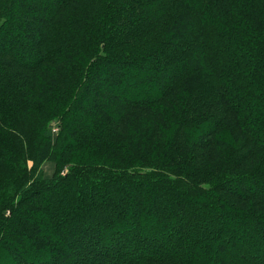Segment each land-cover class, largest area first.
Returning <instances> with one entry per match:
<instances>
[{
  "label": "trees",
  "instance_id": "obj_1",
  "mask_svg": "<svg viewBox=\"0 0 264 264\" xmlns=\"http://www.w3.org/2000/svg\"><path fill=\"white\" fill-rule=\"evenodd\" d=\"M108 1L107 6L106 0H26L24 6L19 8L20 0H0V32L5 33L4 39L8 35L15 37V46L11 50L0 51V106L4 100L7 102L5 112L0 108V255L2 250L11 248V242L21 243L27 234L30 236L29 231L36 230L32 217L41 216L39 218L42 221L49 219L42 204L45 194L50 195L53 206L50 210L53 217L50 218L59 222L58 225L49 226L58 229L66 237L72 232L68 223L73 226L78 223L79 218L88 214V217L95 216L102 196L99 193V189L103 188L101 186H105L107 192L108 189L120 187L126 190L136 186L139 189L138 196L141 197L146 194V185L149 186L144 180L149 181L148 178L151 177L154 190L159 192L164 187L170 192L168 201L174 204L171 208L178 206L177 211L160 214L159 207L155 206L153 216L156 221L151 226L147 224L148 214L145 217L142 212L138 223L145 222L149 229L144 228L139 232L140 226H135L128 238L134 241L126 247L124 239L117 235L118 229L106 230L101 236L103 246L99 244L96 249L108 253L90 264H214L217 259H221L222 264H264L263 209L260 210L262 214H258L222 208V215L238 212L244 226L250 228L255 225L258 229L230 235L228 228L220 223L218 232L205 233L201 239L194 241L193 256H186L177 248L181 243L184 245L186 238L193 236V224L198 216L204 215L202 224L216 220L213 212L204 214L200 203L210 198L209 206L213 209L214 201L234 204L229 196L237 195L235 190L240 188L235 185L237 182L255 185L253 196L250 195L248 199L256 198L258 201L257 204L248 202V207L255 206L256 210L264 207V194L257 193V188H264V171L257 170L260 166L264 167V156L260 155V152L264 154V134H259L258 137L254 134L245 135L242 128L245 120L242 109L253 105L254 101L250 98L253 92L261 97V102L255 107L264 113V74L255 82V76L246 74L239 66L233 68L231 65V52L236 50L239 61L249 60L254 69L264 73V0H252L254 5L249 0L250 8H244V22L240 25L244 36L241 39L226 35L229 24L222 18L216 5L206 14L200 7V0H196V8L191 12L181 13L179 19L168 15L170 21L176 19L178 27H169L167 30L163 43L166 59L161 63L156 62L149 76L163 63L170 66V81L160 87L149 83V79L139 82L124 94H111L98 106H92L90 114L81 116V102L89 96L88 90L100 81L102 64L103 67L107 65L110 73L113 67H123L125 71L120 74L119 79L127 83L125 78L128 69L139 65L143 71L145 62L153 55L147 53L137 57L127 56L130 59H126L120 58L121 52H116V48L121 49L133 36L131 28L124 29L128 16L132 17L141 10L142 3L146 4L151 0H138L135 10L116 9L113 6L115 2L116 6L122 3L118 0ZM12 2L15 3L13 9L17 8L13 14L10 9ZM102 3L107 8L101 6ZM159 7L161 6L157 8ZM227 8L230 11L231 4ZM155 11L150 20L155 15L162 14L159 9ZM104 13L111 15L109 18L112 22L122 25L114 27L112 36L110 34L105 38L106 41L99 44ZM201 15L204 16L203 19ZM7 18L11 19L7 21ZM17 24L21 25L20 35L12 27L18 26ZM106 27L107 24L104 23L105 35ZM177 41L181 42L178 49L173 47ZM63 67L65 69L62 72L60 69ZM110 73L108 76L112 79L114 74ZM62 78L63 81L59 82ZM229 78V83H225ZM233 85L238 89L231 93L229 89ZM236 91H243V94L236 95ZM80 93L82 99L78 97ZM168 97L173 98V109L182 108L181 120H184V125L174 129V124L164 122L157 126L150 122L144 126L146 130L139 128L136 132H131L125 141L116 140L115 135L126 129L124 127L132 110L155 107L158 103L169 100ZM187 111H190L189 115H185ZM234 111L238 112V116H234ZM63 112L66 121L62 122L66 123L60 127V132L65 131L61 145L60 140L53 138L49 121L56 116H63ZM105 116L112 119L106 122ZM113 120L123 122L122 126L125 124L124 129L120 126L122 132L113 125ZM262 128L264 129V124ZM168 130L174 132L176 142L167 134ZM77 133L80 138L73 139L72 136ZM100 133L103 136L98 135ZM229 133L234 137L231 138ZM91 135L98 139L89 140ZM207 141L213 144L207 147ZM231 148L235 154L245 152L241 157L243 169L240 174L232 177L229 172L222 174L223 169L217 177L220 170L212 168L213 158L220 151ZM210 149L211 153L205 155L204 152ZM90 150L104 154L107 158L91 166L77 168L75 165L69 168L70 171L62 176L60 184H56L54 178L44 177V162L56 160L57 163L66 165L65 158ZM129 150L143 157L150 155V159H155L156 162L148 164L145 169L130 168L127 174L117 172L116 167H108L120 165L117 160L114 165L103 167L106 160L118 157L121 153L123 155L120 159L123 156L127 159ZM142 150L145 151L143 154ZM254 160V164L249 163ZM31 161L34 165L29 169ZM230 161L232 162L231 159ZM243 171H248L254 177L243 175ZM205 172L209 180L202 187L200 182L207 176L204 175ZM211 174L216 176L211 179ZM93 179H96L97 185L93 184ZM218 191L229 196L226 195L227 199L222 200ZM86 195L90 196L88 203L84 199ZM58 205L62 208L58 209ZM215 210L217 209L211 211ZM179 220L184 224L186 235H178L175 231L174 222L177 224ZM115 221L119 223L121 220L118 218ZM79 228L81 233L85 227ZM105 229L106 227L98 228ZM160 229L164 230L165 236L162 244L158 243L155 235L143 236L145 242L141 243L140 234L145 235L147 231L150 234L152 231L158 235L157 231ZM108 233L113 235L112 241L116 246L104 242V236ZM92 234L91 231L79 234L77 239L84 241L87 240L85 237L92 238ZM170 236L175 245L170 239L166 240ZM154 243L158 245L157 248H154ZM168 243L173 245L171 250H168ZM215 243L220 245L222 251L212 255L210 249ZM141 245H144V250L140 249ZM40 248L42 249V245L35 244L34 241L33 249L39 251ZM112 254H115L114 257ZM107 258L111 259L110 262ZM1 259L0 264H6L5 259ZM69 259H59L52 264H65V260Z\"/></svg>",
  "mask_w": 264,
  "mask_h": 264
},
{
  "label": "rangeland",
  "instance_id": "obj_2",
  "mask_svg": "<svg viewBox=\"0 0 264 264\" xmlns=\"http://www.w3.org/2000/svg\"><path fill=\"white\" fill-rule=\"evenodd\" d=\"M25 1L26 0H20L21 4L18 3L19 8L20 6H24ZM137 1L138 0H118V2L122 4L116 6V2H115V4L113 3L114 4L113 6H115L116 9L132 8L133 10H135V7H136L135 3ZM160 1L162 3H160ZM250 1L252 2V5H254V2L252 0ZM106 2L108 6L109 1L106 0ZM248 2L249 0H215V1L214 0H200V7L203 10V12L207 14L210 11V9H212L216 5L217 7L216 9L220 11V15H222V18H224L225 21L229 24L227 26L229 31H227L226 35L229 37H235V38L241 39L243 38L244 35H243V31L240 25L242 22H244L243 17H245L244 15L246 13L244 11V8L245 9H247V7L250 8L249 7L250 3ZM14 4L15 3L12 2V4L10 5L12 14L13 12L15 13V11H17V8L15 10L13 9V7L15 6ZM229 4H231L230 11H228V8H227ZM101 6H106V4L102 3ZM107 6L105 8H107ZM140 6H141V10L133 14L132 17L128 16L129 19H127L124 22L125 23L124 29H128V27L131 28L134 31L133 36L131 37L130 41H126V45L125 44L122 45L123 47L121 49L117 50L116 48V52L117 53L121 52L122 55L120 56V58H126V59H130L127 56L137 57L139 55H147V53H153V55L149 58V60L145 62L144 64V69H143L144 72L142 71V67L139 65L128 69V72H126L127 78H125L128 80V82L124 83L123 81L119 79L120 74L125 71L123 67L121 69L120 68L118 69L117 67H113V69L111 70V73L113 72L114 77L111 79L108 76L110 73L109 68L107 67V65L103 67L104 64H102L101 68L103 69L101 70V73L99 72L100 81L96 83L91 89L88 90L89 92V96L87 97L88 99L85 97L86 99H84L81 102V105L83 106V108L81 109V116H84L88 113L90 114L93 111L92 106L94 107L98 106L99 103H102L104 102V100L108 99L111 94L116 95V96H119L118 94H124L125 91L127 90L129 91L133 85L139 82L146 81L147 79H149L148 80L149 83L160 87L164 83L170 81V76L168 74V70H170V66H167V64L162 63L161 65H159L155 69V71H153L152 74L150 73L151 74L150 76H149V72L152 71V68L155 66L156 62L161 63L163 59H166V53H164L165 52L164 50L166 49L163 46V43H164V36L167 35V30H169V27H173V26L178 27L176 26L177 24L176 19H179V17H181V13L183 12L188 13L194 10L197 6V1L196 0H151V2H146V4L142 3ZM158 6H161V7L157 8ZM158 9H159V12H162V14H157L155 15L156 17H153V19L150 20L151 19L150 17H152L151 15L154 14L152 12L155 10L158 11ZM113 10L114 8L111 10V12ZM150 10H153V11L149 12ZM107 15L108 14L104 13L103 24H102V28L100 31L101 36L98 42L99 44L103 40L106 41L105 38H108L110 34L112 36V34L114 33V27H119L120 25H122V24H116L112 22V19L109 18L111 15L110 16L109 15L107 16ZM168 15H173L176 17V19L175 20L172 19L173 21H170L169 20L170 17ZM201 17L203 19L204 16L201 15ZM10 19L11 18H7V21H9ZM104 23L107 24L106 35L103 29ZM17 25L18 26L15 25V27L14 26L12 27L15 28L17 35H20L21 25L19 24ZM89 28H92V27H89ZM192 29H195V28L192 27ZM4 35H5L4 32H0V51L9 50V49L11 50L15 46L14 45L15 37L8 35V37L4 39ZM180 46H181L180 41H177V43H174L173 45V47H177V49L180 48ZM235 51L231 52V56H232L231 65L233 66V68L235 66L241 67V69L246 74L250 73L251 74V75L249 74L250 76H255L254 80L255 82H257L261 74H264V73L260 72L259 69L257 70L254 69L252 62H249V60H243L242 62L239 61V59H237V55ZM124 67H126V65ZM64 69L65 67H63V69L61 68L60 70L63 72ZM21 72L23 73V71ZM96 73L97 72H95V74ZM21 77L22 76L20 75V78ZM62 81H63V78L59 82H62ZM229 81H230V78L228 79V81H225V83L228 84ZM237 89L238 88L235 85H233V87H231L229 91L232 93L233 91ZM81 93L78 95L80 99L83 98ZM235 93L236 95L240 93L243 94V91H241L240 93H237L236 91ZM253 95L250 96V98L254 101L253 105L251 107H246L242 109L243 111L242 114L245 116V120L242 124V128H243V134L249 135V136L254 134V135H257L256 137H258L259 134H264V131L261 132V130H264L262 128V125L264 124V120H263L264 113H262L260 109L255 107L256 105L258 106L259 103L261 102V97H258V95L255 92H253ZM242 96L243 95H240V97ZM172 97H168L169 100L167 101H164V102L162 101L158 103V105L161 104L159 106L157 105L158 107L155 106V107H151L148 109L141 108L140 110H136V111L132 110V113L128 115L129 126H128V122L126 125L124 124L125 125L124 127V125L122 126L123 122H118L116 120L111 121L113 125L116 126V128H120V126H122V128L123 127L126 128L123 132L122 130L124 128L123 129L120 128L121 130L120 132L122 133H118L115 135L116 140L118 142L125 141V139H128V135L131 132L134 133V131L136 132V130L139 128L146 130L144 126L150 122H152L153 125H157V126L163 124L164 122H166V124L168 125L174 124V129H177L178 127H181L182 125H184L182 123L184 122V120L183 119L181 120L182 108L173 109V106H171V104L173 103ZM128 98H130L129 94H128ZM6 104L7 102L5 100L4 102H1L0 108L4 112L7 110ZM91 108H92V111H90ZM96 113L100 114L99 111L98 112L96 111ZM232 113L234 114V116H238V112L234 111ZM189 114H190V111H187L185 113V115H189ZM106 117L107 116H105L104 118L106 122L112 119L111 117H108V119ZM62 121H66L64 112H63V116L62 115L56 116L54 118H51L49 121L50 122L49 127L52 131L53 138L56 139L57 141L60 140L61 145L63 144V141H64L63 136H64L65 131L60 132L61 131L60 127L61 125L66 123ZM167 134L171 136L173 142L177 141L174 136V132H171V130H168ZM98 135L103 136L102 133ZM229 136L231 138L234 137L233 134L231 133H229ZM72 138L73 139L76 138V140H78V138H80V134L77 133L75 136H72ZM94 139L96 140L98 138L97 137L92 138V135H91V138H89V140H94ZM206 144L208 147L212 145L213 142L207 141ZM260 150H262V148H260ZM225 151H228V153L225 154ZM225 151H220L217 154V157L213 158V161H212V164H213L212 168L220 170L219 173L217 174V177L220 176V172L223 169L224 170L222 171V174L229 172V175L231 177L236 176V174H240L241 170L243 169L242 164H241V157L242 155H244L245 152L240 151L238 154H235V152L233 153L232 148L230 150L226 149ZM126 152L128 153V151ZM144 152L145 151L142 150L141 154H143ZM146 152L150 153L149 151H146ZM204 153L205 155L207 153H211V149L206 150ZM75 154L76 156L74 157H71V158L67 157L64 159L67 162L66 165L61 162L57 163L56 160H49V161L44 162L42 165L44 177L47 179L54 178V180L56 181V184H60L59 181L61 180L62 176H64L68 171H70L69 168L75 165L77 166V168L82 167V166H91L93 164H97L99 161H101V159L107 158L104 156V154H99L92 150L84 152V153L79 152ZM122 155L123 154L121 153L119 154L118 157L106 160L105 163H103V167L107 165H114L117 160V162L120 165L108 166V167H112V168L116 167V169L122 170V171L116 170L117 172L127 174L130 168L145 169L148 164L156 162L155 159H150V155L147 157H143L142 155L135 154V152L132 150H129L127 159L125 156H123L120 159V156ZM260 155L264 156L263 152H260ZM59 159L61 158L59 157ZM230 159L232 160V162L230 161ZM249 159H251V157ZM249 163L254 164L255 160ZM33 165L34 164L32 161L29 162L28 164L29 169L33 168ZM257 170L264 171V167L261 168L260 166V168ZM82 171H79V172H82ZM242 173L243 175H250L254 177V175H252L251 173H248V171H243ZM204 175H207V176L203 177V180L200 182L201 184H203L201 185L202 187H204L207 184L206 181L209 180V179L207 180L208 174L206 172L204 173ZM209 176L212 179L216 175L211 174ZM156 179L157 177H155V180ZM262 179L264 180V177H262ZM148 180L149 181L144 180L145 182H148L149 186L146 185V189H144L146 194L141 197L138 196L139 189L136 186L129 187L126 190L121 189L120 187L115 190L108 189V192L105 186H101L103 188L99 189V193L102 196H100L99 198V202L97 204L99 206V210L96 211V213L94 214L95 216L88 217L89 215L88 214L86 217L79 218L78 223L74 224L73 226L72 224L68 223V226L71 225L69 230L72 232L68 234L66 237H64L63 235L64 233L60 234L58 229L52 228L51 226H49L53 224L58 225L59 222L56 223L54 219L50 218V217H53V215L50 213V210L52 209L53 206H52V203L49 197L50 195L48 193L47 195L45 194L42 200L44 201V203L42 202V204H44L43 206H45V210L47 211V215H48L47 217L49 219L47 221H44V220L42 221V219L39 218L41 216L37 218L32 217L31 218L32 221L36 224V230L29 231L30 236L27 234V237L26 238L24 237L21 243L19 241H17V243L11 242L10 244L11 248H9L8 250L1 249L2 255H0V260H2L1 257L4 258L6 264H52V262H55L56 260L70 258L69 260H65L67 261L66 263L90 264L92 261H94V259L101 258V255H103L102 257L107 255L108 253L107 251L104 253L99 252V250H97L96 247L99 244L103 246L104 243L101 244L102 234H105L106 230L109 231V230H112L113 228L118 229L117 230L118 237L121 236V238H123L125 241L124 246L125 247L128 246V243H132L134 241L133 239L130 238L131 239L130 240L128 238L130 237V234L134 232L135 226L136 227L140 226L138 228L139 232L141 230H144V228L146 229L148 228V226H145L144 224L145 222L138 223L139 218L142 215V212H144L145 215L143 216L145 217H147L146 214H148L147 224L151 226L155 224V221H156L155 216H153V211H154L155 206L159 207L160 214H165V212L167 211L169 213L171 212L175 213L178 209V206L176 204L174 208H171V206H173L174 204H170L168 201V199L171 197V194L168 190H165L163 187V189L158 192L157 190H154L153 187L151 186L152 178L149 177ZM92 182L94 185H97L96 179H93ZM235 185L236 186L239 185L240 187L238 190H235L237 195L236 196L235 195L229 196V194H226V195L229 196V199H231L236 206L232 202L230 204L229 203L224 204V203H218L214 201L212 202V206H214V209H217V210L211 211L214 209L210 207L211 206L210 198H207L206 202L200 203L201 204L200 207L205 211L204 214H211L213 212L216 220L211 223L202 224L203 223L202 221L205 220V217L204 215L198 216L197 219L195 220V223L193 224V228L195 230L193 231V236L186 238V240L183 242L184 245H182L181 243L177 247L179 249V252H183L186 256H193L194 249H193L192 244L194 243V241L196 239H201V237L205 233L215 234L216 232H218L220 223L225 225L228 228V232L230 235L232 233H239L240 231H247V230H251L252 232H254L255 230L258 229V226L256 227L255 225H251L250 228H247L246 226H244V223L242 222L243 219L239 217L240 215L238 212L237 213L230 212L226 215H222L223 213L222 208L223 209L232 208L237 211L258 213V214H262L261 211L263 209V212H264V207L256 210L254 208L255 206L254 207L247 206L248 202H254L257 204L258 200H256V198L248 199L250 195H251L250 197L253 196L252 193L255 190V185H252L249 182H247V184L246 183L240 184L237 182V184ZM257 190L256 191L258 194H264V188L262 186L257 188ZM218 194L219 196L222 197V200L227 199L225 192L221 193L218 191ZM245 197H247V199ZM179 198H182V197L179 196ZM84 199H85V202L87 201L88 203V201L90 200V196L86 195L84 196ZM229 199H228V202H230ZM137 201H139V204H137ZM66 203L70 204L68 202ZM64 205L65 204H63V206ZM185 205L188 206V204L186 203ZM61 208L62 206L58 205V209H61ZM180 216L182 217V215ZM97 217L99 218L97 219ZM118 218L121 221L119 223L116 221L114 222V220ZM126 222L127 224L125 225ZM80 226L85 227L83 228L81 233H80V230L78 231V229H80L79 228ZM102 227H106L105 231L98 230V228H102ZM174 227L176 228L175 231L178 235H181V236L186 235L184 224L181 220H179L177 224H175L174 222ZM89 231L93 233L92 238L85 237L87 240H84V241L83 240L80 241V239H77V236L79 234L80 235L85 234ZM157 232H158V235L154 234V232L152 231L149 234V232L147 231L145 235L140 234V237H141L140 239H142L143 236L152 237L153 235H155L156 239H158V243L162 244L163 240L165 239V236L163 234L164 230L160 229ZM63 239L65 241H63ZM169 239L171 241V236L169 238H166L167 241ZM112 240H113L112 234L108 233L104 236V242H110V244L112 245L114 244V246H116L117 244H115V242H113ZM34 241H35V244L42 245V249L40 248L39 251L34 250L33 249ZM144 242L145 240L142 239L141 243H144ZM172 243L175 245V242H172ZM105 246L107 245L105 244ZM154 246H155L154 248L158 247L156 243H154ZM167 246H168V250H171L173 245L171 243H168ZM140 249L144 250L145 249L144 245H141ZM220 250H221L220 245L217 246L216 243L210 249L212 255H216ZM114 255L115 254H112L113 257ZM108 258L106 260L110 262L111 259H108ZM99 262L100 261H98V263ZM171 264H178V263L173 262ZM214 264H222L221 259H217V261Z\"/></svg>",
  "mask_w": 264,
  "mask_h": 264
}]
</instances>
